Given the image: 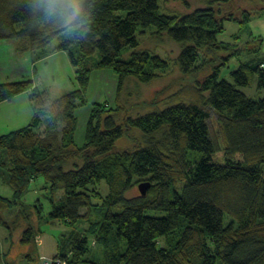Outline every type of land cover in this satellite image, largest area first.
Here are the masks:
<instances>
[{
  "label": "trees",
  "instance_id": "16d2710c",
  "mask_svg": "<svg viewBox=\"0 0 264 264\" xmlns=\"http://www.w3.org/2000/svg\"><path fill=\"white\" fill-rule=\"evenodd\" d=\"M59 1L0 0V40L21 41L19 53L45 50L75 26L73 37L56 50L69 54L79 84L54 97L32 79L0 82V103L28 93L34 107L30 124L0 135L6 156L0 177L14 193L0 195V226L9 227L1 211L20 204L29 221L19 244L42 264L46 258L52 264H98L83 259L90 235L104 243L105 264H264V95L255 99L238 88L256 75L264 89V55L232 70L233 82L221 76L234 56L262 53L264 39L256 37L245 48L239 34L234 42L218 39L227 20L244 27L256 12L264 13V0H213L171 14L161 10V0H78L76 13ZM152 27L181 45L172 62L183 73L211 70L175 92L165 108L124 122L118 120L119 100L116 106L94 103L84 143L78 144L76 109L87 103L93 69L109 68L118 76L117 99L128 78L147 83L170 69L168 58L149 50L122 58L127 47L140 46L138 31ZM134 127L144 132L142 142L120 148ZM40 177L51 193L49 219L68 229L57 238L56 253L43 258L37 238L44 233L42 203L35 211L21 203ZM143 182L150 184L147 192L131 194ZM85 221L88 231L76 227Z\"/></svg>",
  "mask_w": 264,
  "mask_h": 264
},
{
  "label": "rangeland",
  "instance_id": "374dc122",
  "mask_svg": "<svg viewBox=\"0 0 264 264\" xmlns=\"http://www.w3.org/2000/svg\"><path fill=\"white\" fill-rule=\"evenodd\" d=\"M43 1V0H41ZM213 0H189V5H185L183 2L178 0H161V10L165 13L177 12V13H187L199 7H205ZM61 5L65 8H73L75 13L80 11V2L78 0H60ZM243 2V0H241ZM217 6V5H216ZM119 15H126L125 11H119ZM75 26H68L64 31H62L58 36L54 38L52 44L49 45L45 50H40L32 52L30 50L19 53L18 44L21 41L15 40H0V42H5L4 45H0V51L2 47L7 44L11 56L5 55L0 52V82H6L7 79L12 77L22 79H32L35 78L37 85L42 88H47L54 97H60L64 93L74 91L79 87L78 81L76 80V69L71 63L69 54L64 50H56L59 43L63 42L65 39H71L73 37ZM156 29L154 27L147 30L145 34L138 31V38L140 40V46L137 49L132 47H127L124 49L122 58L128 59L135 50H149L152 53H157L164 58H168L171 61L170 69L166 72H162L156 78L150 82L144 83L137 79L136 77H130L125 82V89L117 99V87H118V76L109 68H97L93 69L91 72V79L88 87V96H86L87 103L78 106L76 109L77 116V130L75 133V139L78 144L84 143L85 132L87 124L91 115V110L94 105V101L100 102L107 101L111 106H116L118 104L122 107V111L118 115L119 122H124L128 116L139 117L147 113L152 112L155 109H163L171 104L172 95L185 87H191L193 81L199 77L204 76L210 70L205 68L203 71L191 72L190 74H185L182 72L180 67L173 63L174 59L178 56L181 45L176 41L170 39L167 34H156ZM155 33V34H154ZM236 34L240 35L238 39L239 45L241 47L246 46V44L255 43L254 38L261 37L264 39V13H255L254 17L251 19L246 26H242L237 21L227 20L225 22V29L223 32L219 33L218 39L225 42H234V36ZM251 34L254 36H251ZM74 49L77 50L76 44H73ZM12 49V50H11ZM224 53V52H223ZM204 54L203 56H205ZM264 55V44L262 46V53L256 55H249L246 51H243L238 56H234L230 62L229 66L224 69L221 76L228 78L233 82V78L230 74L232 70L238 69L242 62H256ZM38 58V59H36ZM98 59V55L95 54L91 57V62ZM203 61V60H202ZM201 61V62H202ZM15 67L17 70H15ZM110 70L117 77L116 89L111 93H102L99 90L98 84L100 80H103L106 84L111 83V79L105 76L101 71ZM20 75V76H18ZM32 77V78H31ZM239 89L244 91L248 96L259 99L264 95V89L258 88L257 76L254 75L251 78V82L248 86H238ZM87 94V93H86ZM152 102H154L152 104ZM19 102L0 104V129H3V117L8 114L9 107L11 106H21ZM211 122L215 129V132L219 133L220 125L217 122L216 115L212 113ZM16 127H22L24 124L15 122ZM42 128L41 130H43ZM1 132V130H0ZM144 132L139 127L131 128L126 135L125 140L119 142L120 148L131 147L134 144H140L143 140ZM5 152L2 151L0 158H5ZM100 190L103 194H108L109 189L105 182L100 185ZM140 191L138 185H135L131 194H138ZM62 192H60L61 194ZM13 189L8 185L5 180L0 177V195L10 197L13 196ZM49 184L40 177L32 182L29 189L25 193L21 203L23 205L29 206L31 210H36V205L42 203V223L40 229L44 230L45 235L42 234L37 236L40 240L41 250L46 257L52 256V251L56 250V241L60 235L67 231L68 229L63 226L64 224L59 221L52 222L49 219V214L52 210V203L50 197ZM39 199V200H38ZM38 201H40L38 203ZM26 209V207H25ZM30 213V212H29ZM1 215L5 221L8 222L9 227L0 226V263H4L5 254L7 249L11 246L13 239L18 244L22 238L23 231L28 227V219L25 211L21 213L20 204L4 209L1 211ZM31 215V213H30ZM25 216V218H24ZM33 220L35 216L32 214ZM96 216L91 215V221L95 220ZM39 225V223H38ZM90 222H81L76 225L77 228L88 231ZM12 228L16 231L12 232ZM38 230V229H37ZM11 236H14L13 238ZM107 249L104 243L97 240L93 236H89L88 251L84 255V260H94L98 264H105V258L107 254ZM33 258H29L26 253L24 258L18 259L19 256L17 251H13L9 258L11 264H41L37 258H35L34 253H32ZM81 264H88L82 262Z\"/></svg>",
  "mask_w": 264,
  "mask_h": 264
},
{
  "label": "crops",
  "instance_id": "0c3cea01",
  "mask_svg": "<svg viewBox=\"0 0 264 264\" xmlns=\"http://www.w3.org/2000/svg\"><path fill=\"white\" fill-rule=\"evenodd\" d=\"M4 44H5V42H0L1 46ZM1 50L2 51H0V52L5 54V55L11 56V54H12L10 52L7 44L5 46H3ZM15 70H17L16 67H15ZM101 73H103L105 76L109 77L111 79V83L106 84L103 80H100V82L98 84L99 90L102 93H108V92L112 93L116 89L117 77L110 70L101 71ZM18 76H20V75H18ZM20 77L22 78V76H20ZM21 78L12 77L11 80L7 79L6 82L20 80ZM33 80L35 81V78H33ZM35 84H37V81H35ZM86 96H88V92H87ZM98 100L99 101H94V103L100 102L101 99H98ZM14 102H16V103L19 102L18 104H20L21 106H18L19 108H17V106H11V109H10V106H8L10 111L7 112L8 114H5L3 116V117H5L3 120L4 125L2 127L3 129H0L1 130L0 135L27 126L28 124H30V122L32 121V119L34 117L33 102L30 99V96L28 93L18 94L15 97H13L12 99H10L8 101H3L0 104L2 105L5 103L9 104V103H14ZM20 121L23 122L24 125L22 127H16L15 122L20 123ZM56 245H57V241H56ZM28 249L29 248L27 245L22 246L21 244H19V243L17 244L16 242H15V244H11V246L7 249L8 251L5 254V258L3 259L4 260L3 264H7L8 262L11 264V261H9V258H10L11 253L13 251H15V252L17 251V254L19 256L18 259H22L25 257V255H23V254L26 253L28 251ZM55 253H56V250H53L52 254L54 255ZM41 254H43L41 256V258H43V256H45V255H48V254H44L42 250H41ZM41 264H42V262H41Z\"/></svg>",
  "mask_w": 264,
  "mask_h": 264
},
{
  "label": "water",
  "instance_id": "95a60500",
  "mask_svg": "<svg viewBox=\"0 0 264 264\" xmlns=\"http://www.w3.org/2000/svg\"><path fill=\"white\" fill-rule=\"evenodd\" d=\"M150 188V184L148 182H143L139 185V190L142 192V194H145L147 190ZM52 259L46 258L43 262V264H52Z\"/></svg>",
  "mask_w": 264,
  "mask_h": 264
},
{
  "label": "built area",
  "instance_id": "2783aa9c",
  "mask_svg": "<svg viewBox=\"0 0 264 264\" xmlns=\"http://www.w3.org/2000/svg\"><path fill=\"white\" fill-rule=\"evenodd\" d=\"M47 264V263H46Z\"/></svg>",
  "mask_w": 264,
  "mask_h": 264
},
{
  "label": "flooded vegetation",
  "instance_id": "af4514ba",
  "mask_svg": "<svg viewBox=\"0 0 264 264\" xmlns=\"http://www.w3.org/2000/svg\"><path fill=\"white\" fill-rule=\"evenodd\" d=\"M44 262V261H43Z\"/></svg>",
  "mask_w": 264,
  "mask_h": 264
}]
</instances>
